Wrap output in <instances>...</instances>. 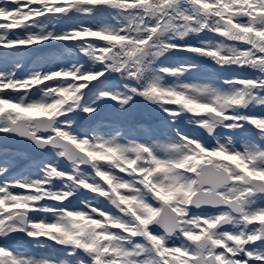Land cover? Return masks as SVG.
Listing matches in <instances>:
<instances>
[{"label":"snow or ice","instance_id":"1","mask_svg":"<svg viewBox=\"0 0 264 264\" xmlns=\"http://www.w3.org/2000/svg\"><path fill=\"white\" fill-rule=\"evenodd\" d=\"M0 264H264V0H0Z\"/></svg>","mask_w":264,"mask_h":264}]
</instances>
